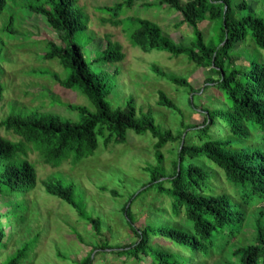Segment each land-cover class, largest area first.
<instances>
[{
    "label": "trees",
    "instance_id": "1",
    "mask_svg": "<svg viewBox=\"0 0 264 264\" xmlns=\"http://www.w3.org/2000/svg\"><path fill=\"white\" fill-rule=\"evenodd\" d=\"M7 1L0 0V11ZM140 1L122 0L100 8L101 13L109 16L102 20L103 23L112 27L122 26L124 21L120 17L123 9L131 10ZM156 3L178 13L181 24L193 29L194 41L188 46L177 44L154 22L128 17L125 21L134 27L128 34L129 43L143 52L156 50L175 58L185 56L189 63L208 69L216 79H206L204 90L212 86L221 91L227 109H204L206 116L202 126L186 128L197 129L200 145H187L180 141L178 170L169 179L162 180L158 166L145 168L150 180L135 198L150 189L170 197L172 203L168 214L171 218L167 225H145L138 229L129 218L130 205L135 198L130 199L123 212L129 229L137 238L136 243L122 247L104 243L98 248L115 249L118 255L138 264H207L205 259L217 251L229 252L235 258V262L225 264H264V61L257 63L245 58L248 64L237 66L244 57L234 51L236 46H243L248 35L254 46L264 51V21L254 15L245 0L238 3L233 0H188L184 3L181 0H157ZM151 6L153 4L147 3L144 7ZM25 8L42 17L60 40V45L46 42L43 60H56L64 76L40 73L50 75L63 88L79 91L91 102L95 112L68 105L69 110L78 114V121L34 112L26 116L13 113L0 121L1 129L19 138L14 142L0 137V198L5 200L6 210L0 213V245L6 236L1 219H13L18 207L17 199L23 201L36 186L35 168L27 161L29 152H37L42 162L53 168L66 161L76 165L94 156L98 138L103 139L104 148L122 145L126 143L127 131L130 130L136 134H151L156 140V160L161 163L164 146L182 137H174L168 130L162 131L155 124L151 111L141 112L138 118L131 102L124 108L113 109L110 106L106 100L104 77L92 72L90 66L95 62H122L125 55L121 45L107 36L106 47L99 51V58L91 63L86 61L82 48L73 41V36L85 31L88 24V17L77 0H45L41 4L27 3ZM202 22L212 24L215 38L206 41L199 30ZM153 69L159 76H166L157 68ZM168 79L171 84L188 89L189 95L193 96L194 91L186 79L176 76ZM3 94L0 84V102ZM157 95L158 106L181 114L163 91H158ZM214 119L224 129L222 138L210 134L212 127H216L217 134L220 130ZM186 157L197 161L205 158L217 170L209 171L198 164H189L183 170L182 162ZM218 169L223 176L217 178ZM220 178L228 189L216 192L213 183ZM44 187L51 196L70 205L97 235L101 234L100 220L91 216L84 204L75 199L74 184L63 187L50 180L44 183ZM101 190L108 192L105 188ZM110 194L117 196L115 191H110ZM255 205L258 208L253 219V241L243 244L239 239L238 243L247 209ZM229 238L233 244L226 249ZM152 240H165L177 251L160 247ZM35 241L34 238L25 244L4 264H21ZM77 264H93L92 252Z\"/></svg>",
    "mask_w": 264,
    "mask_h": 264
},
{
    "label": "rangeland",
    "instance_id": "2",
    "mask_svg": "<svg viewBox=\"0 0 264 264\" xmlns=\"http://www.w3.org/2000/svg\"><path fill=\"white\" fill-rule=\"evenodd\" d=\"M44 1L8 0L0 11V84L4 89L0 102V121L13 113L26 116L33 112L78 121V114L69 110L68 105L95 112L91 102L79 91L63 88L50 75L40 73L51 72L64 76L63 69L56 60H43L47 41L60 45L57 33L47 26L42 17L33 15L25 8L27 3L41 4ZM121 1L77 0L88 17V24L85 31L73 36V41L82 48L88 63L99 58V51L106 47L107 36L111 37V41L119 43L125 55L122 62H95L90 66L92 72L104 77L107 102L113 109L124 108L131 102L138 118L141 112L151 111L155 124L162 131L168 130L174 137H182L164 146L161 150V163L156 160V140L151 134H136L130 130L127 131L126 143L122 145H109L104 148L103 139L98 138V149L94 156L76 165L66 161L60 167L53 168L45 165L37 152H29L27 161L35 168L36 186L24 202L17 199L18 207L13 219H1L6 236L0 245V264L6 263L17 250L34 238L35 244L29 247L28 256L21 264H77L91 252L93 264H138L124 255H118L115 249L102 250L98 246L108 243L110 246L122 247L136 243L137 238L127 225L123 208L130 199H134L147 187L150 177L145 168L158 166L162 180L169 179L178 170L180 141L183 140L187 145H200L195 127L202 126L205 120L206 114L203 110L227 109V102L221 91L212 86L204 90L206 79H216L208 69L189 63L185 56L175 58L156 50L143 52L129 43L128 34L134 27L125 20L132 17L154 22L175 43L190 45L195 38L194 31L186 24H181L180 15L166 6H159L157 0H142L131 10L123 9L120 17L124 21L122 26L104 24L102 20L109 16L101 13L99 9ZM186 1L188 0H181L182 3ZM233 1L238 3L241 0ZM245 2L254 15L264 21V0ZM147 3L153 6L144 7ZM212 27L210 22L199 25L206 41L216 36ZM234 51L244 57L237 66H246V59L257 63L264 61V51L254 46L250 35L243 46H236ZM153 68L162 71L166 76H159ZM170 76L186 79L194 91L193 96L189 95L188 89L171 84L168 79ZM158 91H163L181 110V114L158 106ZM214 122L218 125L217 119ZM188 126L195 127L186 129ZM217 127L220 129L218 134L216 127L209 130L210 134L222 138L224 129L219 125ZM0 137L14 142L19 140L1 128ZM203 140L202 142L205 141ZM189 164L203 165L209 171L217 170L205 158L197 161L186 157L182 162V169L186 170ZM218 176H223L221 171L217 172L216 177ZM222 179L218 182L213 180L216 192L228 189ZM50 180L63 187L74 184L75 199L84 204L91 216L100 220V235L82 221L70 205L47 193L44 183ZM102 188L108 192H103ZM110 191H115L117 196H112ZM142 194L130 205L129 218L137 224V228L145 225H167L171 218L168 213L171 211L172 199L151 189ZM4 203L5 200L0 198V213L6 211ZM257 208L255 205L247 209L246 222L239 234L238 243L239 239L243 244L253 241L252 226ZM152 242L177 251L165 240ZM232 244L233 241L229 238L226 249ZM205 260L207 264L235 262V258L226 251H217Z\"/></svg>",
    "mask_w": 264,
    "mask_h": 264
}]
</instances>
